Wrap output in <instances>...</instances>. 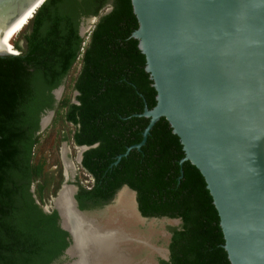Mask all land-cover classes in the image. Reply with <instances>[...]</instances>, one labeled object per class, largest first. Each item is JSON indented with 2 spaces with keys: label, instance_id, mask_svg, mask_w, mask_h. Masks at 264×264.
<instances>
[{
  "label": "trees",
  "instance_id": "obj_1",
  "mask_svg": "<svg viewBox=\"0 0 264 264\" xmlns=\"http://www.w3.org/2000/svg\"><path fill=\"white\" fill-rule=\"evenodd\" d=\"M107 2L43 0L11 41L16 54L0 63L2 101L19 131L34 139L20 149L15 176L0 192V264H50L68 244L56 211H42L32 197L42 202L48 180L43 161H33L32 147L40 113L54 108L51 90L77 59L71 84L76 94L61 98L56 108H64L73 144L96 143L82 152L80 166L93 182L79 188L78 206L106 201L125 184L134 190L143 216L179 220L168 228V260L159 264H229L203 177L189 161L179 164L181 144L165 119L154 122L139 148L131 147L113 163L140 141L148 121L141 112L154 105L155 90L130 35L137 27L130 0H109L110 9L101 13ZM90 15L96 20L79 36L81 17Z\"/></svg>",
  "mask_w": 264,
  "mask_h": 264
},
{
  "label": "water",
  "instance_id": "obj_2",
  "mask_svg": "<svg viewBox=\"0 0 264 264\" xmlns=\"http://www.w3.org/2000/svg\"><path fill=\"white\" fill-rule=\"evenodd\" d=\"M42 2L0 0V63L16 54L9 42ZM130 4L137 21L130 35L144 55L155 103L142 109L148 121L140 141L116 155L113 163L131 147L139 148L154 122L165 119L181 144L179 164L189 161L203 177L229 264H264V0H130ZM109 9L108 5L101 13ZM94 19L89 17L85 28L80 25L79 36L90 30ZM61 87L51 90L54 103L58 100L54 91ZM48 113L51 116L53 109ZM42 116L36 134L46 126ZM32 143L33 136L17 128L0 89V192L15 176L20 149ZM95 145H74L76 163ZM75 189L64 181L54 197L63 190L67 209L42 206L44 212L56 211L59 227L72 241L82 228L77 218L97 225L76 206ZM124 189L135 197L125 184L117 193ZM134 211L141 221L146 218L138 215L135 198ZM167 258L165 250L163 260Z\"/></svg>",
  "mask_w": 264,
  "mask_h": 264
},
{
  "label": "rangeland",
  "instance_id": "obj_3",
  "mask_svg": "<svg viewBox=\"0 0 264 264\" xmlns=\"http://www.w3.org/2000/svg\"><path fill=\"white\" fill-rule=\"evenodd\" d=\"M104 9L102 11H104ZM88 19L82 22V27H86V25L88 24ZM94 21L92 20L89 24L92 25ZM24 28L25 25L14 35L11 41L17 40ZM86 31L87 30L84 31L82 37L85 35ZM10 49L15 51L12 47H10ZM78 67L79 59H77L72 64L68 73L60 83V85L62 86V92L58 100L54 103L53 113L50 117V120L45 128L37 134V143L32 147L33 161H36L38 159L42 160L43 172L48 176V180L45 183L46 185L42 189V202H40L35 195L36 200L42 206H51L48 198L50 196H53L57 189L56 182L61 172L60 159L62 162V149L64 148V146H66L67 148L66 157L74 164L73 170H75V179H77V181L83 185H87L89 182V176L79 168L78 164L74 163L77 152L70 138L72 128L66 121L63 120L62 117L64 108H56L57 103L61 98H71V96H73L74 91L71 89L72 78L75 76ZM46 111L47 110L43 111V113ZM37 181L38 180H36L35 182ZM40 181L41 180H39V182ZM34 184L32 185V188H34ZM120 193L121 195L118 197V199L115 197L116 204H114L113 201L107 206V216L104 219H108L110 221L117 220L118 223H120V225L130 231L132 235L137 236L138 240L141 238L142 242L140 240H128L127 246L136 247L134 250L132 249L133 255H140V251L145 248L144 251L146 252L142 257L145 258L144 260L152 263L154 258L159 256L160 253H158L154 249L152 250V247H150V245L153 247H158L162 251L164 249L165 251L169 238L168 228L177 226L179 222L178 220H176V218H168L166 216L158 218H143V220L141 221V219L134 211V196L127 190H121ZM114 206L116 207V209L114 208ZM121 207H128L130 212L133 213L132 216H127V214H124V212L121 210ZM144 241L146 243H144ZM68 261L69 256L66 254H62L52 264H65Z\"/></svg>",
  "mask_w": 264,
  "mask_h": 264
},
{
  "label": "flooded vegetation",
  "instance_id": "obj_4",
  "mask_svg": "<svg viewBox=\"0 0 264 264\" xmlns=\"http://www.w3.org/2000/svg\"><path fill=\"white\" fill-rule=\"evenodd\" d=\"M110 4V2H109V0H108V2L106 3V5H105V7H107L108 5ZM104 7V8H105ZM103 8V9H104ZM102 12V11H101ZM91 16H94V15H90V16H87V17H81V20H80V22H79V27H78V30H79V28H80V25L82 24V22L83 21H85V20H87L89 17H91ZM53 105H54V102L52 103ZM46 110H48V109H46ZM45 111V110H44ZM43 112H41L40 113V116H39V118L43 115V114H45L46 112H44L43 114H42ZM70 126H71V128H72V125L69 123V122H67ZM73 129V128H72ZM71 133H72V130H71ZM72 141V140H71ZM73 143V142H72ZM73 145H75V144H73ZM63 159V158H62ZM71 161V160H70ZM81 161V160H80ZM62 162H63V160H62ZM62 162H61V159H60V165H61V172H60V176H59V178H58V180H57V182H56V184H57V189H56V191H55V193H54V195L53 196H50L49 198H48V201L51 203V205H53V203H54V197L56 196V193H57V190L60 188V186L64 183V181L66 182V183H69V184H73L75 187H76V189H75V191H74V194H73V196H74V199H75V201H76V206L80 209V210H82V211H84L85 212V214L88 216V217H90V218H92V219H94V221H95V223L97 224V225H94V227H93V229L94 230H97V233H95V235H97V234H100V233H103V232H105L106 231V229H109V227H111V226H113V227H116V228H118L119 230H120V232H122V233H124L126 236H128V240L129 241H141L142 242V239L140 238L139 240H138V237L137 236H135V235H132L131 233H130V231H128L125 227H123L122 225H120V223H118V221L117 220H114V221H110V220H108V219H104L107 215V206L111 203V202H113L114 201V204H116L115 203V194L117 193V191L119 190V188L118 189H116L115 191H114V193L112 194V196L108 199V200H106V201H92V200H86L85 201V207H83V208H80L79 206H78V203H77V200H76V198H75V195L77 194V192H78V190H79V188H81V187H85V188H89L90 186H91V184H92V182H93V179L90 177V175L88 174V173H86L85 171H84V169L80 166V163H76V161H74V163L75 164H78V166H79V168L83 171V172H85L88 176H89V182H88V184L87 185H83V184H81L80 182H78L77 181V179H75V170H73L74 169V164H73V162L71 161V163H72V169L70 168L69 169V171L66 173L65 172V167H64V164L62 165ZM34 184V182L32 183V184H30V187H29V191H33V185ZM35 185V184H34ZM122 186V185H121ZM31 188H32V190H31ZM32 197L34 198V199H36L35 198V195L34 194H32ZM53 198V199H52ZM58 198H60V199H64L65 201H67V199H66V196L63 194L62 196L60 195ZM57 198V199H58ZM135 198V197H134ZM56 199V200H57ZM41 200H43V199H41ZM37 204H39V202L37 201ZM40 207H41V210H42V205H40ZM136 207H137V204H136ZM114 208L116 209V207L114 206ZM120 208V207H119ZM125 208V209H124ZM106 209V210H105ZM114 209V210H115ZM51 210H53V209H51ZM50 210V211H51ZM122 210V209H121ZM43 211V210H42ZM123 212H124V214H127V216H132V212H130V210L128 209V207H123V210H122ZM137 211H138V215L139 216H141V217H146V218H150V217H153V218H156L157 216H143L141 213H140V211L138 210V208H137ZM159 217H163V216H159ZM158 218V217H157ZM177 219V218H176ZM178 222H179V220H178ZM58 225H59V220H58ZM86 225H88V224H86ZM90 225H93L92 223H89V225L87 226V227H89ZM86 227V228H87ZM74 235H75V233H74ZM71 237L68 235V244L67 245H70L69 246V248L67 249V251H64V249L66 248H64L63 249V251H62V253L56 258V259H54L50 264H52L55 260H57L62 254H66V255H68L69 256V261L70 260H72V258H75L76 257V255L74 254V252H68V250L69 249H71V250H75V248H76V239H75V237H74V240L72 241L71 239H70ZM99 240L100 239H97V241H94V243H92L91 245H89L88 246V248H89V251L87 252V253H85V255H86V258H87V261H86V263L87 264H105V261H103V260H101V259H99V261L97 260V262H94L93 261V256L95 255V251L97 250V248H96V246H101V245H103V244H101V241L99 242ZM127 240V241H128ZM127 241H121V242H117L116 243V247L114 248V249H116V251L119 253V255L121 256V258L122 259H124V260H127L126 262H128V264H159V260H163V254H164V249H163V251L160 249V248H158V247H153V246H151L150 245V247H152L151 249L153 250H156L158 253H160L159 254V256H157V257H155L154 258V260H153V262L152 263H149L147 260H144L145 258L144 257H142L143 255H145V252L146 251H144V249L145 248H143V250L142 251H140V255H133L132 254V251L136 248V247H132V246H127ZM144 243H146L145 241H144ZM66 245V246H67ZM146 245V244H145ZM93 246V247H92ZM147 247V246H146ZM166 247H167V245H166ZM73 248V249H72ZM79 248H81V245H79L78 244V246H77V249H79ZM133 249V250H132ZM161 250V251H160ZM166 250H167V257H168V249L166 248ZM155 251V252H156ZM91 252V253H90ZM156 252V253H157ZM136 256H141V257H136ZM152 260V259H151ZM167 260H168V258H167ZM68 261V262H69ZM89 261V262H88ZM164 261V260H163ZM68 262H66L65 264H67ZM148 262V263H147ZM85 263V264H86Z\"/></svg>",
  "mask_w": 264,
  "mask_h": 264
},
{
  "label": "bare ground",
  "instance_id": "obj_5",
  "mask_svg": "<svg viewBox=\"0 0 264 264\" xmlns=\"http://www.w3.org/2000/svg\"><path fill=\"white\" fill-rule=\"evenodd\" d=\"M27 20L28 18L25 19V21L23 22L21 27L18 29V31L23 27V25L27 22ZM9 46H10V42H9ZM10 51L16 52V51H13L12 49H10ZM61 92H62V87L56 88L54 91V95L59 98ZM44 115L42 116L41 124L47 125L51 116L49 113L46 114L45 116ZM66 152H67V148L66 146H64V148L62 149V153H63L62 156H63V164L65 167V172L67 173L70 168L72 169V163L66 157ZM123 191H126V190H123ZM121 193L120 192L117 193L116 195L117 199L121 195ZM63 194L65 195V192L62 190V194L60 193V195L62 196ZM53 205L57 207L58 210H61V211H63V208L65 209L66 206L68 208L67 201H65L64 199H60V198H58L57 200L54 198ZM121 209L123 210V207H121ZM77 220H79L78 223L81 224L80 226L82 228L80 232L78 230V232L74 235L76 239L75 250L69 249L68 252L72 251L74 252L76 256H80V258L77 261L72 262L71 264H85L88 258V257L86 258V255H85V253L89 251L88 246L94 243V241H97V239H100L99 242L101 241V244L103 245L96 246L97 250L95 251V255L93 256L94 262H97V260L99 261V259H101L105 261V264H128V262H126L127 260L122 259L119 253L116 251V249H114L116 247L117 242L127 241L129 239L128 236H126L124 233L120 232L118 228L113 227V226L109 227V229H106L105 232L95 235V233H97V230L93 229L94 225H90L89 227H87L89 225V222H86V221L83 222V220H81L80 218H77ZM78 244L81 245V248L79 249H77Z\"/></svg>",
  "mask_w": 264,
  "mask_h": 264
}]
</instances>
